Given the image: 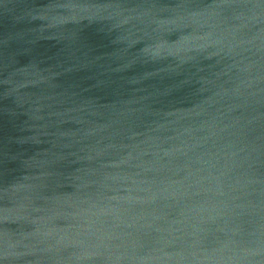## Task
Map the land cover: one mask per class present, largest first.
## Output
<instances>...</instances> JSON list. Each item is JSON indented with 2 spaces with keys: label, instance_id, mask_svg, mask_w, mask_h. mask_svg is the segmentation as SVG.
Wrapping results in <instances>:
<instances>
[{
  "label": "water",
  "instance_id": "water-1",
  "mask_svg": "<svg viewBox=\"0 0 264 264\" xmlns=\"http://www.w3.org/2000/svg\"><path fill=\"white\" fill-rule=\"evenodd\" d=\"M0 264H264V0H0Z\"/></svg>",
  "mask_w": 264,
  "mask_h": 264
}]
</instances>
